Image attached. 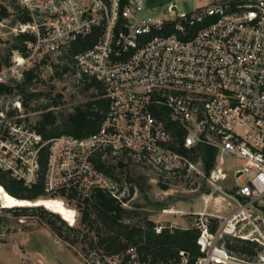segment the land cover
Segmentation results:
<instances>
[{
	"label": "built area",
	"instance_id": "2783aa9c",
	"mask_svg": "<svg viewBox=\"0 0 264 264\" xmlns=\"http://www.w3.org/2000/svg\"><path fill=\"white\" fill-rule=\"evenodd\" d=\"M20 2L29 19L17 29L34 36L30 54L41 48L57 54L102 26L74 64L77 75L102 84L104 120L86 137L44 142L50 144L46 190L73 185L88 196L98 187L128 207L131 182L96 169L92 155L150 170L166 185L203 176L209 196L220 193L232 210L212 228L207 218L197 222L200 255L193 264H264V0H209L188 12L168 3L161 14L147 0ZM10 126L37 135L16 120ZM207 147L217 163L209 176ZM34 153L27 178L13 172L26 182L35 177ZM231 241L250 243L252 250L231 251ZM126 254L125 262L117 253L86 263L146 264L134 248ZM179 254V264H187L188 254Z\"/></svg>",
	"mask_w": 264,
	"mask_h": 264
},
{
	"label": "trees",
	"instance_id": "16d2710c",
	"mask_svg": "<svg viewBox=\"0 0 264 264\" xmlns=\"http://www.w3.org/2000/svg\"><path fill=\"white\" fill-rule=\"evenodd\" d=\"M16 12L19 23L28 21L29 16L24 6H19L11 1ZM10 15L8 6L0 4V21ZM102 31V26L93 27L90 32L83 36L77 37L65 49L57 54H51L55 57L52 64V76L61 78L64 75L72 74L77 77V81L83 84L84 91L93 89L88 100L82 104L76 105L73 110L66 113H56L53 109L42 112L34 125L28 127L39 135L38 141L33 142V149H36L35 177L32 181L26 182L24 178L13 174L10 168L0 166V184L10 195L18 199L34 200L37 198H53L55 196H63L69 201H74L75 207L78 209L80 216L78 226L69 225L58 213L44 208L42 205L34 206H16L12 207L17 214H35L46 219V223L55 235V237L66 242L69 246L76 242L84 244L85 252L84 264L88 260L93 259L88 253L90 250L96 252L100 250V261L113 254H123L125 262L128 259L126 250L134 248L137 254V260L146 264H179L181 255L179 251L188 254L187 264H193L195 258L200 255L199 246L196 239L199 235V229L194 227L179 226H162L160 229L155 228L156 224L150 219H144L142 223H134L128 221V217L133 216L136 211L126 208L120 204L113 196L101 188H93L88 196H83L78 189L73 186H62L55 190H46L45 172L47 168L49 142L46 140L59 137L61 135H71L77 138L86 137L93 133L101 125L108 107L106 98L103 97V86L94 77L86 75H77L74 64V55L91 46ZM15 42L9 44L6 53L0 55V71L11 66V51L14 49L23 57H28L30 48L29 43L34 42L35 38L32 34L18 31L14 36ZM46 56V55H45ZM46 58L40 60L45 62ZM37 65H33L21 72V78L18 82L11 85L7 78L0 80V96L10 94L17 88L23 95L20 98V104L27 107L29 99L42 95V92H27V86L33 79L38 77L36 72ZM47 94V93H46ZM58 93L56 97L51 99L49 104L57 105ZM48 104V105H49ZM47 106V105H46ZM2 114L5 120L15 116L16 109H7L5 112L0 110V119ZM18 123L21 122L17 118ZM5 125V130L1 134L0 140H7L10 135L9 126ZM206 157L204 159V169L208 174L214 163V151L207 147L205 149ZM90 159L94 167L107 175L117 179L115 174L116 168H136L129 166L122 159L114 162H106L99 155H92ZM19 161V160H18ZM161 184L162 188L168 185ZM133 193V188H130ZM11 210V208H8ZM208 226L212 228L216 224V219L207 218ZM227 249L234 252H247L252 250V245L245 242L231 241L226 245ZM89 249V250H87Z\"/></svg>",
	"mask_w": 264,
	"mask_h": 264
},
{
	"label": "rangeland",
	"instance_id": "374dc122",
	"mask_svg": "<svg viewBox=\"0 0 264 264\" xmlns=\"http://www.w3.org/2000/svg\"><path fill=\"white\" fill-rule=\"evenodd\" d=\"M14 4L23 6L20 0H0V4L9 8L10 15L0 21V55L6 53L7 46L15 42L14 36L19 31ZM209 0H148L149 6L157 5L155 13H164L168 3H176L178 12H188L197 6H201ZM23 57L16 50L11 51V66L0 71V79L7 78L14 86L21 78V72L33 65H37L38 77L33 79L27 86V92H42V95L29 99L28 106L20 104L16 106V101L23 97L22 93L15 88L7 95L0 96V110L16 109L17 113L10 119L5 120L2 114L0 119V139L1 134L7 126L17 118L21 119L25 127H32L39 115L48 109H53L56 113H66L89 99L93 89L84 91L83 84L77 81V77L67 74L61 78L53 77L52 64L55 57L45 49ZM46 55V56H45ZM46 58L45 62H40ZM19 59V60H18ZM47 93V94H46ZM60 94L58 104H49L51 99ZM20 102V101H19ZM49 104V105H48ZM47 105V106H46ZM11 133L7 140H0V163L13 165L15 174L24 175L28 172L34 158L33 142L38 136L27 130L16 129L10 126ZM35 137V138H34ZM19 160V161H18ZM230 161V159H227ZM216 161L207 174L215 168ZM226 172V179H229V172ZM115 174L118 181L125 179L133 186V195L126 208L133 209L136 213L128 217V221L142 223L144 219L155 222L157 229L162 226L194 227L197 222L204 218L218 219L221 215H226L232 210V206L226 199L221 198V194L214 192L211 196L208 182L203 176H192L187 180H175L166 188H162L160 182L154 178V174L147 169L140 168H116ZM20 175V176H21ZM82 181L84 177H81ZM227 182L225 185H227ZM53 198L61 199L65 205L75 212L73 224L78 226L80 213L75 207L74 201H69L63 196ZM16 207V206H14ZM44 207V206H43ZM11 208V210H8ZM172 210V211H167ZM12 207H0V264H84L85 252L84 244L76 242L69 246L66 242L58 240L49 229L46 219L35 214H17ZM60 215V214H59ZM89 250V249H87ZM100 250L96 252L90 250L93 259L100 258Z\"/></svg>",
	"mask_w": 264,
	"mask_h": 264
},
{
	"label": "bare ground",
	"instance_id": "6f19581e",
	"mask_svg": "<svg viewBox=\"0 0 264 264\" xmlns=\"http://www.w3.org/2000/svg\"><path fill=\"white\" fill-rule=\"evenodd\" d=\"M19 60V59H18ZM31 204L27 200L18 199L14 196H11L6 192L3 186L0 184V207H14L21 205H29ZM44 208L51 210L60 214V216L67 220L70 224L74 223L75 220V212L72 208L65 205V203L59 198H47L46 200L40 202ZM172 211V210H167Z\"/></svg>",
	"mask_w": 264,
	"mask_h": 264
},
{
	"label": "water",
	"instance_id": "95a60500",
	"mask_svg": "<svg viewBox=\"0 0 264 264\" xmlns=\"http://www.w3.org/2000/svg\"><path fill=\"white\" fill-rule=\"evenodd\" d=\"M9 194V193H8ZM12 196V195H11ZM17 198V197H16ZM21 199V198H19ZM47 198H37V199H34V200H29V199H23V200H27L28 202H30L31 204L29 205H21V206H34V205H41L39 204L40 202L46 200Z\"/></svg>",
	"mask_w": 264,
	"mask_h": 264
},
{
	"label": "crops",
	"instance_id": "0c3cea01",
	"mask_svg": "<svg viewBox=\"0 0 264 264\" xmlns=\"http://www.w3.org/2000/svg\"><path fill=\"white\" fill-rule=\"evenodd\" d=\"M147 2H148V0H147ZM149 5V4H148ZM150 7H152V8H155V10H156V8H157V5H152V6H150Z\"/></svg>",
	"mask_w": 264,
	"mask_h": 264
}]
</instances>
